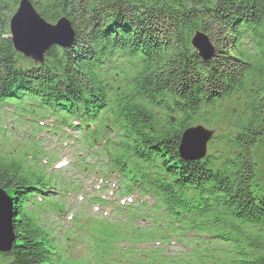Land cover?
Instances as JSON below:
<instances>
[{
  "label": "trees",
  "instance_id": "obj_1",
  "mask_svg": "<svg viewBox=\"0 0 264 264\" xmlns=\"http://www.w3.org/2000/svg\"><path fill=\"white\" fill-rule=\"evenodd\" d=\"M18 1L0 0V101L38 88L34 92L43 105L61 106L59 100H66L73 114H84L79 117L111 106L114 126L120 128L125 123L136 133L141 143L137 147H159L160 154L163 150L160 162L155 161L154 174L147 173V159L141 158L136 183L145 182L169 204L183 171L186 179H201L200 184L196 182L201 188L175 196L169 210L171 218L179 221L181 212L192 213V209L201 214L214 209L219 225L246 218L255 231L239 264H264V195L253 199L258 192H250V187L263 186L257 167L264 161V16H257L264 1L27 0L40 18L54 22L64 15L75 31L73 46L50 47L43 63L37 65L17 54L8 36V20ZM247 18L254 24L253 46L244 56L237 34L241 21ZM196 32L207 35L213 45L209 58H201L191 46ZM99 42L104 45L102 55L93 56ZM127 45L142 51L149 48L151 54L127 80L130 94L121 92L118 82L98 78L97 67L90 65L107 66L115 50L122 52ZM87 59L90 64L85 63ZM123 76L130 78L124 72ZM9 91L18 94H6ZM229 91L233 92L236 122L230 118L233 129L221 140L226 147L219 167L210 172L197 161H182L176 152L180 131L203 119L210 97ZM164 92L172 95L164 110L178 111L184 119L173 130L154 135L151 129L158 117L153 105ZM110 93L113 100H108ZM130 149L125 150L126 155ZM111 161L134 185L127 162L119 157ZM33 183L44 182L38 175L28 177L20 163L0 157V188L13 205V240L8 252H0V264H55L47 235L26 210Z\"/></svg>",
  "mask_w": 264,
  "mask_h": 264
},
{
  "label": "rangeland",
  "instance_id": "obj_2",
  "mask_svg": "<svg viewBox=\"0 0 264 264\" xmlns=\"http://www.w3.org/2000/svg\"><path fill=\"white\" fill-rule=\"evenodd\" d=\"M57 22L58 19L50 25ZM75 128L68 132H36L28 127L26 120L8 121L4 116L0 117V130L4 134L0 140L6 137L4 150L14 154L26 151L29 155L23 154V157L27 158L28 164L40 165L55 182L53 188L57 189H52L50 196L61 201L66 209L62 208L63 213L59 215L57 205L53 203V206L42 209L37 218L56 236L66 264H134L137 261L138 264H222L236 256L234 242L224 240L211 231L169 230L168 241L160 242L161 228L156 222L163 223L164 219L161 211L155 208L153 199H144L136 192L125 191L127 198L122 193L112 199L106 196L108 192L91 189L93 177L91 173H86L85 168L88 164L89 170L94 171L95 166L87 153L99 152L100 156V144L103 142L93 148L84 147L75 134ZM31 154L38 158L37 161L30 158ZM60 160L62 168H55ZM43 163L47 164L41 165ZM96 166L102 168L98 162ZM57 174L63 175L57 179ZM259 181L264 187L263 160L259 166ZM111 189L121 191V187L115 185ZM57 191L65 192L62 195L52 194ZM97 196L113 204L99 205ZM144 200L146 206L143 207ZM239 240V244L243 245V239ZM100 244L105 245L101 247Z\"/></svg>",
  "mask_w": 264,
  "mask_h": 264
},
{
  "label": "water",
  "instance_id": "obj_3",
  "mask_svg": "<svg viewBox=\"0 0 264 264\" xmlns=\"http://www.w3.org/2000/svg\"><path fill=\"white\" fill-rule=\"evenodd\" d=\"M9 31L12 43L17 50L35 60H41V52L54 43L70 44L72 38L69 22L61 18L55 25L47 24L40 18L27 0H20L17 10L9 21ZM192 44L209 58L212 54V46L206 35L196 32L192 38ZM203 134L200 126L189 128L182 132L179 149L193 151L197 136ZM12 236L11 227V201L0 188V248H8Z\"/></svg>",
  "mask_w": 264,
  "mask_h": 264
},
{
  "label": "bare ground",
  "instance_id": "obj_4",
  "mask_svg": "<svg viewBox=\"0 0 264 264\" xmlns=\"http://www.w3.org/2000/svg\"><path fill=\"white\" fill-rule=\"evenodd\" d=\"M185 131V130H184ZM184 131H182V132H184Z\"/></svg>",
  "mask_w": 264,
  "mask_h": 264
}]
</instances>
